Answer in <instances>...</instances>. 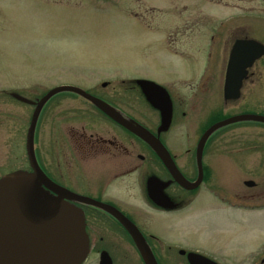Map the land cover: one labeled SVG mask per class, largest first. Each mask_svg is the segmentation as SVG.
Returning a JSON list of instances; mask_svg holds the SVG:
<instances>
[{
    "label": "flooded vegetation",
    "instance_id": "af4514ba",
    "mask_svg": "<svg viewBox=\"0 0 264 264\" xmlns=\"http://www.w3.org/2000/svg\"><path fill=\"white\" fill-rule=\"evenodd\" d=\"M204 1L230 7L228 0ZM259 3L258 15L251 13L254 8L252 11L245 8L241 18L209 14L204 24L203 15L194 13L188 15L191 18L184 22L183 29L177 26L173 31L167 26L168 47L173 44L178 48L189 40L194 47L193 57L197 53L206 55L205 73L198 82L178 77L177 82L165 86L149 81L141 84V79H117L87 81L85 89L78 87L148 135L160 150L142 141L86 97L61 93L44 105L35 128L34 154L41 172L55 187L85 198V202L63 200L83 216L88 249L80 264H149L117 215L137 229L156 264H192L191 256L214 264H221L219 259H226L229 264H264V233L260 228L251 232L252 227L244 220V214L264 215V128L252 129L253 140L257 137L258 141L250 146L211 140L214 132L201 141L211 126L228 118H217L218 110L242 107L240 115L255 116L264 112V54L247 67H240L242 62L235 63L238 68L233 69L234 81L244 72L239 94L231 99L224 96L235 45L253 41L264 47V0ZM186 10L183 6L177 20L182 21ZM250 16L254 17L252 22ZM215 19L221 22L212 28ZM201 25L212 26L210 34H204L207 46L202 43L205 39ZM215 77L219 104L216 92L211 90ZM43 115L49 128L44 141ZM1 116L0 131L5 132L2 141L6 151L0 179L10 175L29 176L33 171L26 153L25 134L17 148L11 147L8 115ZM19 117L24 119V112ZM18 130L21 136L20 126ZM189 133H193L195 140L182 141L181 137L189 138ZM220 153H251L243 163L223 161L231 165L239 179L237 187L223 184L218 171ZM177 178L183 179L187 187L178 183ZM39 190L55 201L58 199L44 185H39ZM225 211L243 213L239 232H254L253 236H231L219 249L203 246L195 239L196 235L203 234L211 245L216 240L207 225L195 222ZM156 220L164 222L172 242L152 231L151 224Z\"/></svg>",
    "mask_w": 264,
    "mask_h": 264
},
{
    "label": "rangeland",
    "instance_id": "374dc122",
    "mask_svg": "<svg viewBox=\"0 0 264 264\" xmlns=\"http://www.w3.org/2000/svg\"><path fill=\"white\" fill-rule=\"evenodd\" d=\"M259 1L251 0L249 4H243L228 0L230 7L226 8L204 0H0V117L3 119L1 115H8L11 147L17 148L22 143L23 133L26 138L34 104L52 88L67 85L85 89L87 81L113 82L117 79H141L165 86L177 82L179 78L198 82L205 73L203 62L206 55L197 53L193 57L194 47H191L193 43L189 40L181 47L177 48L173 44L168 47L167 26L183 29L184 22L191 18L188 15L194 13L203 15L204 24L209 14L237 19L242 17L245 8H254L250 12L258 15ZM183 6L187 10L180 21L177 15L182 12ZM253 19L250 16L251 22ZM219 20L211 21L213 27L201 25V34H210L211 27L218 26ZM171 29L169 31L172 33L174 29ZM203 38L205 40L202 43L204 41L207 46V35ZM192 57L194 61L189 62ZM213 89L219 104L216 77ZM18 96L26 103L18 100ZM242 111V107L218 110L217 118H231ZM21 112H24V119L19 117ZM42 118L44 141L49 128L44 115ZM257 128H264V123H232L216 130L211 140L250 146L258 141L257 137L253 140L250 133ZM3 132L1 134L0 131V170L6 151L2 141L5 137ZM181 140L192 141L195 136L189 133V138L182 136ZM250 155H217L223 184L227 187L240 185L231 165L223 161L229 159L233 164L243 163ZM1 176L3 174L0 171ZM242 214L225 211L213 213L206 220L197 219V225H207L212 230L216 244H208L203 234L196 235L195 239L207 248L219 249L231 236L252 237L254 232H239L243 225ZM244 220L252 227L251 232L252 229L260 228L261 233H264V215L244 214ZM163 223L156 220L152 222L151 229L172 242L171 234L165 231ZM218 262L229 264L226 259H219Z\"/></svg>",
    "mask_w": 264,
    "mask_h": 264
},
{
    "label": "water",
    "instance_id": "95a60500",
    "mask_svg": "<svg viewBox=\"0 0 264 264\" xmlns=\"http://www.w3.org/2000/svg\"><path fill=\"white\" fill-rule=\"evenodd\" d=\"M263 54L264 47L253 41L239 42L235 45L224 84L225 99L237 98L239 94L244 72L234 81L233 69L238 68L235 63L242 62L243 65L240 67H247ZM141 84L146 85L147 82L142 81ZM65 92L86 97L142 141L160 150L157 145H153L148 135L123 121L99 100L90 97L80 88L58 86L49 90L34 104L27 131L26 149L33 173L29 176L10 175L0 179V264H80L87 253L82 213L63 203V200L85 202V198L55 187L41 172L34 154V133L40 112L52 97ZM18 100L26 103L23 98L18 97ZM243 121L264 123V116L239 115L228 118L211 126L201 141L207 140L214 131L223 126ZM177 181L187 187L183 179L177 178ZM39 185H44L56 193L58 199L55 201L42 193ZM117 217L131 233L147 262L156 264L137 229L130 227L120 216ZM189 259L192 264H214L196 256Z\"/></svg>",
    "mask_w": 264,
    "mask_h": 264
}]
</instances>
